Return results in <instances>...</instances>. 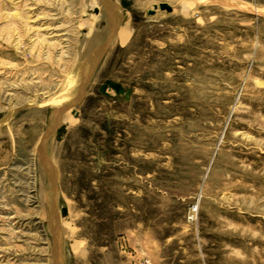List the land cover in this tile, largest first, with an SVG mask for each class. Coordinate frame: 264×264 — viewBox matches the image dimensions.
Returning <instances> with one entry per match:
<instances>
[{
  "label": "rangeland",
  "instance_id": "rangeland-1",
  "mask_svg": "<svg viewBox=\"0 0 264 264\" xmlns=\"http://www.w3.org/2000/svg\"><path fill=\"white\" fill-rule=\"evenodd\" d=\"M245 10L0 0V264H264V16Z\"/></svg>",
  "mask_w": 264,
  "mask_h": 264
},
{
  "label": "bare ground",
  "instance_id": "bare-ground-1",
  "mask_svg": "<svg viewBox=\"0 0 264 264\" xmlns=\"http://www.w3.org/2000/svg\"><path fill=\"white\" fill-rule=\"evenodd\" d=\"M198 2L199 3H202V2H206L207 4L209 3V2H211V3H215V2H221V3H223L224 5H228V6H232V7H239V9H243V11H246L245 9H247L249 12H254V13H256L257 15H261V16H264V9L263 8H260V9H258V8H253V7H251V6H249V5H246V4H244L243 6L242 5H237V4H235V3H232V2H230V1H228V0H198ZM100 8V7H99ZM158 8V7H157ZM112 10V9H111ZM114 10V9H113ZM111 12V11H110ZM118 12V11H117ZM114 12H112V13H110V14H113ZM114 15V14H113ZM110 16H112V15H110ZM116 15H114V17H115ZM112 19V18H111ZM110 19V20H111ZM116 19V18H115ZM114 23V22H113ZM116 23V22H115ZM98 54V53H97ZM100 54V53H99ZM98 54V55H99ZM96 57H98L97 55H96ZM78 90V89H77ZM79 90H81V89H79ZM66 97V96H65ZM67 98H69L68 96L65 98V99H67ZM65 99H63V100H65ZM60 100V102H58V105H65V103L68 101H66L65 103L61 100V99H59ZM63 109V108H62ZM56 114V113H55ZM55 117L57 116V114L56 115H54ZM61 118H62V113H61V115L59 114V116H58V123H57V126H58V124H60V122H61ZM57 122V121H56ZM61 235V234H60ZM60 237V236H59ZM58 237V238H59Z\"/></svg>",
  "mask_w": 264,
  "mask_h": 264
},
{
  "label": "water",
  "instance_id": "water-1",
  "mask_svg": "<svg viewBox=\"0 0 264 264\" xmlns=\"http://www.w3.org/2000/svg\"><path fill=\"white\" fill-rule=\"evenodd\" d=\"M159 9L162 10V11L165 10V11H167V12H171V11H172V8H171L169 5H167V4H160V5H159ZM156 10H157V7L155 6L152 10H149V11H148V15H154L155 12H156ZM114 31H115V30H114ZM114 31H113V33H112V35H111V37H110V40L104 45V49L107 48V47L109 46L110 41H111V38H112V36L114 35Z\"/></svg>",
  "mask_w": 264,
  "mask_h": 264
}]
</instances>
